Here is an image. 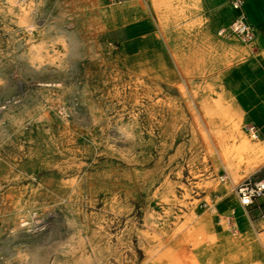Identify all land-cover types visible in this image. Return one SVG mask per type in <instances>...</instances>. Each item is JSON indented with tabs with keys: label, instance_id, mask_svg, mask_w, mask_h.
<instances>
[{
	"label": "rangeland",
	"instance_id": "rangeland-1",
	"mask_svg": "<svg viewBox=\"0 0 264 264\" xmlns=\"http://www.w3.org/2000/svg\"><path fill=\"white\" fill-rule=\"evenodd\" d=\"M126 1L0 0V264H145L207 221L264 252V200L231 192L264 161L233 182L212 137L262 146L255 102L233 137L204 113L250 84L259 47L219 35L233 0H168L164 23L136 0L107 27L103 8Z\"/></svg>",
	"mask_w": 264,
	"mask_h": 264
},
{
	"label": "bare ground",
	"instance_id": "bare-ground-1",
	"mask_svg": "<svg viewBox=\"0 0 264 264\" xmlns=\"http://www.w3.org/2000/svg\"><path fill=\"white\" fill-rule=\"evenodd\" d=\"M138 4L139 2H137L136 0H127L126 2L120 4L117 7H104L103 13L107 27H119L124 21L123 13L125 12L130 13L132 17L135 18V14L138 13V9H134L133 6ZM147 6L150 12L156 15V18L159 22H166L167 14L162 15L159 11L161 9H164V12L170 11L171 7L168 0H149ZM228 11L230 12V10ZM259 26L260 27L258 30L260 32V37H262L263 39L262 45H264V27H262L261 25ZM259 61L264 66V59L261 58V60ZM242 87V91L239 95H226L222 93L218 96L217 100L209 103V107H204V113L207 116H216L222 126L228 127L230 131L229 135L231 137L239 134V128L243 121L242 111L248 110L254 102H257V104L259 102L256 97L257 94L252 95V89L250 87V84H243ZM227 98H230L231 100L229 105L223 104V101H225ZM237 102L241 104L242 108L236 107L235 103ZM223 133L219 131L213 132L212 137L217 141V150L220 156L223 158V164L229 174V178L231 179V181L234 182L241 178L242 173L247 174L251 172L252 174V172H254L256 168H258V166L264 161V142L262 143L263 145L260 146L258 144L252 143L251 141H249V139L247 141V139L244 138L243 135H240L239 143L234 146L232 144L233 147H228L226 144H224L226 133ZM208 134H211V132H208ZM253 155L257 156L253 157ZM243 221L245 222L244 217ZM207 224L208 226H211L213 223L208 221ZM200 226L201 223L195 224L192 230H188L184 238H179L175 240L171 247H165L164 245L162 246V248L160 247L161 249L159 248L160 250H157V252L155 251L156 253L150 256L145 264H182V261L180 257H178V254H180V251L183 249V247L191 246L193 249L196 250L202 243V240L204 238V234L202 232H207L208 230H210V228H205L202 231L200 229ZM167 241H169V239Z\"/></svg>",
	"mask_w": 264,
	"mask_h": 264
},
{
	"label": "crops",
	"instance_id": "crops-1",
	"mask_svg": "<svg viewBox=\"0 0 264 264\" xmlns=\"http://www.w3.org/2000/svg\"><path fill=\"white\" fill-rule=\"evenodd\" d=\"M263 9L264 0H248L246 5L242 6V13L245 16L246 22L249 26L252 27L255 33V38L252 41L253 44L248 48L254 49L256 46H258L260 50L256 58L252 59V64L250 66H248V63L246 64V66L249 67V70L246 71L247 76L246 78L244 76V78L246 80H249L250 87L252 89V95L257 94L256 97L259 102L258 104L257 102L253 104L255 106V110L253 111L254 113H256H253L254 121L256 124L261 125V130H259V138L262 137L264 142V66L259 61L260 57L264 59V46L262 45V37L258 36L259 30L256 25L257 23L264 21L262 13L264 11ZM225 13L226 15L228 13V15L232 17V20L234 19L235 12L232 10V8L230 12L227 10ZM261 26L264 27L263 24H261ZM100 34L103 38L100 44V49L102 55H104L105 21L103 19L101 22ZM233 187L231 188V192L239 204L237 197L233 193ZM219 193L220 195H222L223 190L221 189ZM239 206L241 208H245L240 204ZM262 210H264V208H262ZM206 215L210 216L208 213H206L205 216ZM244 219L246 222V216H244ZM207 222L200 226V229L202 231L205 228H210V230L207 229V232H202L204 234V238L199 247L195 250L191 246H186L183 247V249L180 251V254H178V257H180L182 264H264V252L262 249V245L260 244V241L256 239L255 234L250 232H241L236 235V238H232V236H229L228 232L224 231L223 228L222 233L212 232L214 226L213 224L211 226H208ZM239 222L245 223L243 221V218H241ZM259 223H264V221H260L258 222V224ZM262 239L264 240V237H262ZM217 241H219V244L217 243ZM188 248L190 249L188 250ZM190 253H192L193 257L186 260L187 257H191Z\"/></svg>",
	"mask_w": 264,
	"mask_h": 264
},
{
	"label": "built area",
	"instance_id": "built-area-1",
	"mask_svg": "<svg viewBox=\"0 0 264 264\" xmlns=\"http://www.w3.org/2000/svg\"><path fill=\"white\" fill-rule=\"evenodd\" d=\"M111 2H119L122 0H110ZM243 0H233L232 7L239 13L230 22L227 28L220 30L219 35L233 34L239 37L245 43H251L255 38V33L251 26L246 22L245 16L242 13ZM246 131L252 140L259 137V130L255 125H250ZM233 193L237 197L239 204L242 207L251 206L256 200L264 199V177L258 181L245 179L233 187Z\"/></svg>",
	"mask_w": 264,
	"mask_h": 264
}]
</instances>
